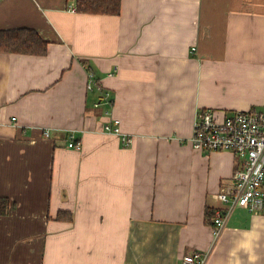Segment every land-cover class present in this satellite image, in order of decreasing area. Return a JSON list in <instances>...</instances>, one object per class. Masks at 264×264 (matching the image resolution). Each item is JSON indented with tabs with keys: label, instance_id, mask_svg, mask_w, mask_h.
Masks as SVG:
<instances>
[{
	"label": "crops",
	"instance_id": "obj_1",
	"mask_svg": "<svg viewBox=\"0 0 264 264\" xmlns=\"http://www.w3.org/2000/svg\"><path fill=\"white\" fill-rule=\"evenodd\" d=\"M72 5L0 0V29L34 28L49 46L0 51V196L12 203L0 264H181L191 251L264 264V209L236 207L217 239L207 216L238 157L190 142L199 109L264 108V0ZM113 118L129 145L103 130Z\"/></svg>",
	"mask_w": 264,
	"mask_h": 264
},
{
	"label": "built area",
	"instance_id": "obj_2",
	"mask_svg": "<svg viewBox=\"0 0 264 264\" xmlns=\"http://www.w3.org/2000/svg\"><path fill=\"white\" fill-rule=\"evenodd\" d=\"M72 11L76 5L70 6ZM195 49V47H193ZM94 80L91 77L89 88ZM103 130L119 135L124 145L132 137L120 128V119L113 118L103 124ZM50 136L49 129L44 130ZM190 142L198 150H230L239 160L234 171V187L230 192H219L223 206L215 210L212 232L217 239L230 214L236 207L252 211L264 209V108H249L223 112L212 107L199 109L194 118ZM69 146L79 147L75 134L69 135ZM207 254L191 251L181 258V264H205Z\"/></svg>",
	"mask_w": 264,
	"mask_h": 264
},
{
	"label": "trees",
	"instance_id": "obj_3",
	"mask_svg": "<svg viewBox=\"0 0 264 264\" xmlns=\"http://www.w3.org/2000/svg\"><path fill=\"white\" fill-rule=\"evenodd\" d=\"M77 9L84 13L119 14L122 0H76ZM48 41L45 40L34 28L17 27L0 29V51L44 55L48 51ZM11 199L0 196V215L8 213ZM207 209V216H213ZM59 219L71 220L68 210H60Z\"/></svg>",
	"mask_w": 264,
	"mask_h": 264
},
{
	"label": "rangeland",
	"instance_id": "obj_4",
	"mask_svg": "<svg viewBox=\"0 0 264 264\" xmlns=\"http://www.w3.org/2000/svg\"><path fill=\"white\" fill-rule=\"evenodd\" d=\"M258 109H262V108H258ZM109 121V120H108Z\"/></svg>",
	"mask_w": 264,
	"mask_h": 264
}]
</instances>
